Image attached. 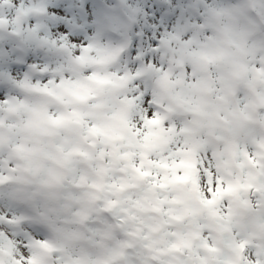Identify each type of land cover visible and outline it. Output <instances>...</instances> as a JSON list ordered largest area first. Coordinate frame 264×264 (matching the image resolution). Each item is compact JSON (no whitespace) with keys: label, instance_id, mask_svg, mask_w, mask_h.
<instances>
[{"label":"clouds","instance_id":"obj_1","mask_svg":"<svg viewBox=\"0 0 264 264\" xmlns=\"http://www.w3.org/2000/svg\"><path fill=\"white\" fill-rule=\"evenodd\" d=\"M0 0V264H264V0Z\"/></svg>","mask_w":264,"mask_h":264},{"label":"rangeland","instance_id":"obj_2","mask_svg":"<svg viewBox=\"0 0 264 264\" xmlns=\"http://www.w3.org/2000/svg\"><path fill=\"white\" fill-rule=\"evenodd\" d=\"M76 3H79V0H54L51 7L59 12V15L54 18V28L67 30L68 25L75 19L70 6Z\"/></svg>","mask_w":264,"mask_h":264}]
</instances>
